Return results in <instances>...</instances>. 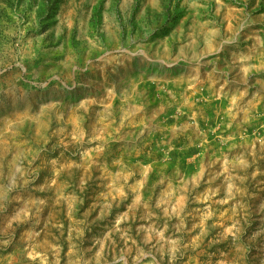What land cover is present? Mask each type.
Returning <instances> with one entry per match:
<instances>
[{"label":"rangeland","instance_id":"rangeland-1","mask_svg":"<svg viewBox=\"0 0 264 264\" xmlns=\"http://www.w3.org/2000/svg\"><path fill=\"white\" fill-rule=\"evenodd\" d=\"M0 264H264V0H0Z\"/></svg>","mask_w":264,"mask_h":264}]
</instances>
